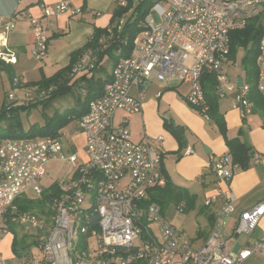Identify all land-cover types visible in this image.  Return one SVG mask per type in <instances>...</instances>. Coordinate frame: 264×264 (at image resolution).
Here are the masks:
<instances>
[{
  "label": "built area",
  "instance_id": "1",
  "mask_svg": "<svg viewBox=\"0 0 264 264\" xmlns=\"http://www.w3.org/2000/svg\"><path fill=\"white\" fill-rule=\"evenodd\" d=\"M140 1L117 0L120 11L116 21L121 22L126 14L131 16ZM262 6L264 0H152L141 30L132 40L130 56L112 67L101 95L91 99L86 113L77 119L84 140L83 159L77 149L67 151L61 136L0 140V230L20 227L30 237L26 246L34 245L38 251L24 255L18 249L20 264H243L255 254L264 264V235L238 251L229 250L222 237L235 210L236 197L231 192L222 197L212 226L198 247L163 215L158 203L144 205L148 191L165 184L160 168L162 151L155 145L162 136L134 141L127 116L115 121L119 111L141 112V100L132 90H139L151 78L187 84L186 102L209 120L203 88V79L209 75L214 79L216 97L229 96L245 118L251 112L250 84L241 75L238 86L236 76L231 77L223 67L229 62L231 31L243 29L261 14ZM67 11H78L71 9V0H59L52 8L43 6L39 17L26 12L13 14V19L28 21L36 60L47 53L51 24L45 20ZM14 26L11 20L0 32V60L8 64L16 63V54L6 41ZM98 44L106 46L101 39ZM96 62V49L89 48L73 65L71 75L93 70ZM255 62V86L264 92V25ZM13 83L22 81L14 78ZM81 90L86 95L85 89ZM7 100L15 104L25 101L13 93ZM52 159L68 164L71 175L52 184L56 193L50 196L47 217L23 210L18 200L27 188L39 198L44 193L41 180ZM261 159L260 153H253L254 163ZM237 168L228 155L211 165L215 178L226 184ZM218 196L206 197L204 205ZM263 215L264 198L239 214L233 233L250 235Z\"/></svg>",
  "mask_w": 264,
  "mask_h": 264
},
{
  "label": "crops",
  "instance_id": "2",
  "mask_svg": "<svg viewBox=\"0 0 264 264\" xmlns=\"http://www.w3.org/2000/svg\"><path fill=\"white\" fill-rule=\"evenodd\" d=\"M58 2L59 0H0V32L6 23L11 20L14 22L15 26L7 33L6 41L8 47L16 54V63L8 64L2 61L3 69L0 70V82L3 84L4 79H7L12 89L11 92H18L15 95L17 99H24L23 95L29 91L30 87L25 86L26 83L37 81L42 76L50 77L60 72L67 73L76 53L85 49L89 37L93 38V35L99 33L98 39L107 44L115 35L118 37L125 22L130 20V16L126 14L121 22L116 21L120 11L117 0H71V9H77L76 13L62 12L45 20L51 24L48 32L47 53L42 60H36L32 55L33 37L30 25L23 18L13 19V14L26 12L34 17H39L43 6L52 8ZM102 66L105 69L101 72L88 71L72 75L69 82V84L72 83V86L69 91L61 95L71 93L76 108L85 101L87 96L96 97L95 93L101 91L112 69L111 64L106 66L102 63ZM241 75L243 76V74ZM14 78H19L22 83L15 85L13 83ZM81 89H85L86 95L83 96ZM187 91V84L175 80L159 82L151 78L139 90H132V94L141 100V112L126 114L119 111L115 121H118L122 116H127L130 135L134 141H140L145 137L152 139L162 136V141L155 144L162 151L160 168L162 167L173 184L184 188L193 196L192 203L188 204L189 210L196 211L204 219V224L197 229L196 235L188 238L193 246H200L208 234L222 197L229 192L236 197L235 210L227 225L228 232L224 234L223 230V238L228 241V248L231 250V240L237 239L239 236V234L233 233L239 214L264 198V92H260L262 101L250 102L251 112L244 120L229 96L217 98V110L221 115L225 129V134H223L213 120L204 119L194 107L184 102ZM5 102L7 100H4L2 105ZM165 120H169L183 129L182 136L185 141L183 147H179L177 138L165 126ZM75 121L77 124V120ZM60 130L58 135L61 134ZM78 136L77 142L73 141L71 146L79 151L80 159H83L85 156L82 151L84 140L81 133ZM225 138L239 139L249 148L248 153L251 156L254 152L262 155V159L258 163H254L251 158L246 167L243 168L238 165L228 184L218 181L211 171V165L218 157L228 155L232 160ZM64 146L69 151L71 146L68 147L66 144ZM70 175L71 167L69 166L68 172L60 178ZM60 178L51 181L50 185L47 186L41 182L46 187L44 192L52 189L54 181ZM153 188L148 191V197ZM217 193L219 196L215 201L208 206L204 205L203 200L206 197ZM41 198L42 196L36 197L31 188H27L24 196L19 198L18 204L26 205L29 201ZM180 205L184 209V201ZM44 206L45 211L41 215L46 216V210L49 208L48 203L45 202ZM2 235L0 237V264L12 256L17 258L20 264L18 257L12 251L14 234L8 231L3 232ZM263 235L264 215L255 230L242 239L241 246L237 250L231 251H238ZM23 237H26V240L28 238L21 233L19 238ZM28 242L27 240V244ZM250 258L255 259L254 264H262L260 255L255 254Z\"/></svg>",
  "mask_w": 264,
  "mask_h": 264
},
{
  "label": "trees",
  "instance_id": "3",
  "mask_svg": "<svg viewBox=\"0 0 264 264\" xmlns=\"http://www.w3.org/2000/svg\"><path fill=\"white\" fill-rule=\"evenodd\" d=\"M152 0H141L134 8L133 13L128 19L118 37L116 35L106 44L105 47L98 44L99 33L93 35L92 41H89L85 46V49L92 48L96 49L97 62L96 66L91 71H102L105 68L102 66V60L105 56L109 58L111 67H113L120 59L127 58L130 56L133 44L132 40L135 35L141 30L140 22L144 15L148 11V7ZM117 14V13H116ZM119 14V13H118ZM259 16L252 18L247 25L240 30H234L230 33L229 41V53L227 58L229 60L235 59L236 52L239 48L245 49V54L241 61V68L243 70V78L250 84L248 93V99L250 102H260L263 100L262 94L256 89L255 82L257 76L256 67V56L258 53V41L262 32V23L259 20ZM139 26H137V24ZM99 46V47H98ZM76 53V57L73 58L67 73L60 72L50 77L42 76L39 80L26 83L25 86L33 87L37 86L39 91H43L48 94V97L40 99L35 103H22L15 104L16 102H5L0 109V140L4 138H21V137H35V136H51L55 137L58 135V131L66 126L70 121L79 119L88 110V103L94 96L86 97L85 101L81 103L78 108L65 109L63 112L57 110L53 112L52 116L46 117L44 123L40 126L32 125L26 131L23 130L19 116L23 110L29 109L31 106H35L39 103H43V107L50 104L51 101L69 91L72 83L69 84L71 78V70L73 65L76 63L81 54L85 51ZM3 69L2 61L0 62V70ZM90 71V72H91ZM88 80V79H86ZM108 80V79H106ZM105 80V81H106ZM104 81V82H105ZM203 88L205 91L207 103H208V114L210 119L213 120L220 131L225 134L223 121L221 115L217 110V97L214 94V79L211 75L203 79ZM75 82V81H74ZM73 82V83H74ZM101 91H98L96 97L101 95ZM244 120V118H243ZM2 123V125H1ZM165 126L171 130L178 140L179 147L185 145L184 138L182 136L183 129L169 120H165ZM225 142L228 147V152L232 156V161L238 163L240 167H246L248 162L252 158L248 153L249 148L237 138L227 139ZM161 172L165 178V184L163 186L154 187L149 193V197L144 201V205L148 202H156L160 205L163 210V203L165 201H174L177 207H181V202L184 201V209H189V205L192 203L193 196L188 193L184 188L173 184L168 176L164 173L162 167ZM56 193V189L52 188L51 192L47 191L42 194V198L39 200L29 201L26 205H20L23 210H33L39 214H44V203L50 201V196ZM187 205V206H186ZM47 217V213H46ZM12 233L14 231H11ZM16 236H13L12 240V251L16 256L20 255L18 248H16Z\"/></svg>",
  "mask_w": 264,
  "mask_h": 264
},
{
  "label": "rangeland",
  "instance_id": "4",
  "mask_svg": "<svg viewBox=\"0 0 264 264\" xmlns=\"http://www.w3.org/2000/svg\"><path fill=\"white\" fill-rule=\"evenodd\" d=\"M261 16H259V20L264 25V6L261 7ZM141 23V22H140ZM137 26H139V24ZM245 54V49L239 48L236 52L235 59L229 60V62L224 64L223 70L228 73L231 77H235L238 75L243 74L242 68H241V61L243 59V56ZM106 66L108 64L110 65L109 58L105 57L102 61ZM11 86L8 83L7 79H4L3 84L0 82V109L2 108V102L4 100H7V93H10L12 89ZM29 96L24 94L23 97L25 99H22L24 103H35L39 101L40 99H44L48 97V92L43 94L42 92H38L36 89H28ZM35 90V91H34ZM14 92V93H13ZM14 95H17V91H13ZM76 93V90H74ZM83 96L85 93H83ZM8 102V100H7ZM186 103V101L184 100ZM75 101L73 99V96L71 93L61 95L51 101L50 104L43 107V103H39L35 106H31L27 110H23L20 113L19 119L22 124V128L24 131L29 129L32 125L40 126L44 123V120L46 117L52 116L54 111L62 112L65 109H73L75 107ZM193 109V108H192ZM2 125V123H1ZM61 134L57 136H61V139L64 141V143L70 147L73 141L78 140L80 130L77 127L76 121L72 120L70 121L66 126H64L61 130ZM75 149L71 146L69 151L73 152ZM46 174L44 178L42 179V184L44 186L50 185V182L55 180L56 178H60L64 176L68 170L69 166L62 163L60 160L52 159L49 160L45 166ZM46 189V187H44ZM48 209V208H47ZM47 211V210H46ZM163 214L165 217L174 225V227L183 233V235L187 238H192L197 233V229H199L204 224L203 216H200L197 214V212L189 209H178L176 206V203L174 201H165L163 203ZM11 231H14L13 234L17 236L16 240V248L21 250V252L25 255L30 252L37 254L38 251L36 249V246H26L27 240L30 238L28 237L26 240V237L19 238L21 232L20 227H14ZM225 232H228L227 226L224 228V234ZM2 231L0 230V237H2ZM245 233H240L237 239L231 240L230 249L231 250H237L241 246V241L245 237ZM222 237H223V231H222ZM24 240H26L24 242ZM235 240V241H234ZM194 247H198V245H195ZM256 261L253 258L247 259L243 264H254ZM3 264H19L17 258L11 257L9 260H6Z\"/></svg>",
  "mask_w": 264,
  "mask_h": 264
},
{
  "label": "water",
  "instance_id": "5",
  "mask_svg": "<svg viewBox=\"0 0 264 264\" xmlns=\"http://www.w3.org/2000/svg\"><path fill=\"white\" fill-rule=\"evenodd\" d=\"M241 80H242L241 76H238L236 79V83L238 86L241 84Z\"/></svg>",
  "mask_w": 264,
  "mask_h": 264
}]
</instances>
